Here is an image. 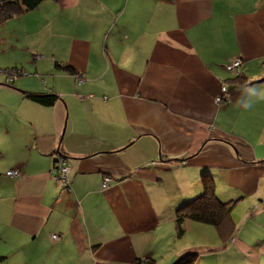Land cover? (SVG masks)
Wrapping results in <instances>:
<instances>
[{"label":"crops","instance_id":"obj_1","mask_svg":"<svg viewBox=\"0 0 264 264\" xmlns=\"http://www.w3.org/2000/svg\"><path fill=\"white\" fill-rule=\"evenodd\" d=\"M234 58L247 86L228 82ZM0 61L27 74L0 83L21 126L8 118L14 130H0L12 158L0 180L1 263L199 256L203 243L176 238L175 211L205 173L220 200L239 201L234 244L218 253L262 262L264 0H45L0 26ZM224 85L229 102L217 104ZM26 92L59 99L42 106ZM58 151L68 190L52 174ZM16 169L21 178H8Z\"/></svg>","mask_w":264,"mask_h":264},{"label":"trees","instance_id":"obj_2","mask_svg":"<svg viewBox=\"0 0 264 264\" xmlns=\"http://www.w3.org/2000/svg\"><path fill=\"white\" fill-rule=\"evenodd\" d=\"M44 1L45 0H0V26L6 24L8 21L18 16L23 15L24 13L31 12L37 9ZM226 67L227 64L224 67L225 70L227 71ZM56 68L60 70L62 69L67 73L74 74L73 69L68 65L56 63ZM241 68L238 70L237 73H231L227 71L228 73L233 75V78L228 80V82L234 83L238 86H247V79L244 76H242ZM6 71L16 73V75L10 79V82H7L6 80L5 84L8 86L10 85L13 86V82L15 79L21 77L22 74L23 75L26 74L25 72L17 68H12L11 70H6ZM17 72L20 74H18ZM75 77L78 83V79H79L78 75H75ZM79 77L82 78L81 80L83 81L82 82L83 84L85 80L83 79L82 76ZM223 88L225 89V92H223L222 89L223 98L225 97L228 98L229 100V88L226 85H224ZM25 97L34 103L47 107L53 106L59 99V96L54 93L36 94V93L26 92ZM226 101L227 100H225L224 102ZM59 159H63L67 163V160L63 155L62 151H58L56 153V161L54 162L53 169L56 167V163L58 162ZM9 172H17L19 173L18 177L19 178L21 177L20 170L16 169V170H11ZM9 172H7L6 175ZM8 178H12V177L8 176ZM17 178H13V179H17ZM69 184L70 183H68V188H65L66 190L69 189ZM201 184H202V192L197 196V198H195L194 200L188 203H184L180 205L175 211L176 235L178 238H182L186 233L187 222L192 221L195 223H200L215 227L218 231L220 240H222L221 242L226 246L234 238L233 236H234V232L236 231V224L233 220L232 214L234 210L237 208L239 201L231 200V201L223 202L222 200H220L216 193L215 180L208 173L201 175ZM196 261H197L196 254L194 255L187 254L181 257L174 264H196Z\"/></svg>","mask_w":264,"mask_h":264},{"label":"rangeland","instance_id":"obj_3","mask_svg":"<svg viewBox=\"0 0 264 264\" xmlns=\"http://www.w3.org/2000/svg\"><path fill=\"white\" fill-rule=\"evenodd\" d=\"M36 59H37V57H36ZM41 59H43V58H39L37 60H41ZM239 60L242 61V63H243V60H241L240 58H234V59L230 60L227 63V65L231 61H232L231 63H233L234 61L236 62ZM0 64H2L1 61H0ZM6 68H7V66H5V68H0V83H6V74L8 72H10V71H6L5 70ZM11 68H13V67L9 66L8 69L11 70ZM19 70H21V69H19ZM18 74H20V73H18ZM10 75H12V74H10ZM26 75L27 74H25V75L22 74V77H24ZM223 99L225 100L228 98L224 97ZM0 104L3 105V107L0 106V130H14L13 127H10L11 124L8 123V118L11 120H15L16 123L20 126V124L17 121V118H15L14 115L12 114V108H11V104H10V100H9L8 95H5L2 91H0ZM5 127H7V128H5ZM15 129L19 130L18 132H20L19 127L15 128ZM8 159H12V158L9 157ZM8 159H7V154H4V153L0 154V180H3V178L5 177V175L2 174L3 170H6L8 163L11 162L10 160L8 161ZM197 196L186 201V202H184V203H188V202L194 200L195 198H197ZM248 204H249L248 202H245L244 206H248ZM243 210H244V207H243V209L241 207L240 210H238L239 211L238 214L243 213L242 212ZM234 215L237 216V213L235 212ZM7 217H8L7 213H2V212L0 213V226H3L4 224L7 223ZM190 222H192V221H190ZM193 223L197 226V229H194V231H192V232L186 231L185 239L186 240H192V239L199 240V242L203 243L202 244L203 246H206V248H200L199 249V251H203V252L199 256H197L196 264H264V258H263L262 262H246V260L240 256H234L232 254L222 253L225 251L218 253L217 249H221L220 247H225V245L221 242L222 240H220V238H219L217 229L215 227H212V226H208V225H204V224H200V223H195V222H193ZM235 224H236V222H235ZM186 227H187V224H186ZM237 230H238V227L236 225V231L234 232L233 237H235ZM53 236H55V235H53ZM53 236H52V239H53ZM176 238H178L177 235H176ZM229 244L230 245L234 244V238ZM3 249L4 248L2 246H0V251ZM211 249L213 251H211ZM190 254H193V253H190ZM0 264H6V263L0 262Z\"/></svg>","mask_w":264,"mask_h":264},{"label":"built area","instance_id":"obj_4","mask_svg":"<svg viewBox=\"0 0 264 264\" xmlns=\"http://www.w3.org/2000/svg\"><path fill=\"white\" fill-rule=\"evenodd\" d=\"M232 62V61H231ZM229 63L226 67L227 71L231 72V73H237L238 70L242 67V61H234L233 63ZM12 74V75H10ZM16 75L15 72H8L6 74V80L7 82H10V79L13 78L14 76ZM80 75H78V84L81 85L82 84V78L79 77ZM223 92H225V89L223 88ZM227 100L226 102H229L228 99H225ZM223 99V95L221 94L219 97H217L216 99V102L217 104H222L224 101ZM69 172H70V169L67 165V163L63 160V159H59L58 162L56 163V167L53 169L52 171V174L53 176L59 180L61 182V187L62 188H68V175H69ZM9 177H12V178H17L19 173L17 172H9L7 174ZM19 178V177H18ZM114 182V180L111 178V177H108V176H105L103 178V188L106 189L109 187L110 183ZM53 239L54 240H57L58 239V236H53Z\"/></svg>","mask_w":264,"mask_h":264}]
</instances>
